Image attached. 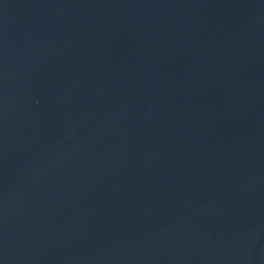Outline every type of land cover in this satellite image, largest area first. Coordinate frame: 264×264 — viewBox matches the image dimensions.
Here are the masks:
<instances>
[{"label":"water","instance_id":"obj_1","mask_svg":"<svg viewBox=\"0 0 264 264\" xmlns=\"http://www.w3.org/2000/svg\"><path fill=\"white\" fill-rule=\"evenodd\" d=\"M0 264H264V0H0Z\"/></svg>","mask_w":264,"mask_h":264}]
</instances>
